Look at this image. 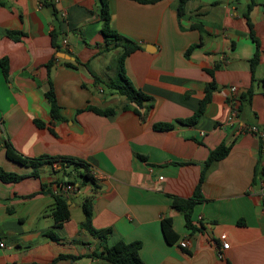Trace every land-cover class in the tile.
Masks as SVG:
<instances>
[{"label":"crops","instance_id":"crops-1","mask_svg":"<svg viewBox=\"0 0 264 264\" xmlns=\"http://www.w3.org/2000/svg\"><path fill=\"white\" fill-rule=\"evenodd\" d=\"M107 1L120 42L139 46L123 67L134 87L151 96L147 110L107 87L121 48H104L99 0H0V59L7 64L6 75L0 66V167L23 175L0 180V264H108L103 245L118 240L139 241L145 264H264V207L256 193L264 157L258 136L240 130L264 126V0H187L180 18L178 0ZM53 29L65 40L61 51L51 44ZM49 78L62 120L49 113ZM211 80L203 114L193 124L179 122L197 109ZM87 105L115 111L97 114ZM156 123L172 127L157 130ZM221 143L229 150L205 171L191 231L171 197L192 195L209 152ZM7 144L25 157L79 159L98 174L92 182L58 158L32 176L30 166L6 157ZM64 180L79 189L66 197L69 218L55 226L52 189ZM162 217L178 235L172 243L161 231ZM104 230L101 241L96 234ZM222 241L229 246L218 258Z\"/></svg>","mask_w":264,"mask_h":264},{"label":"trees","instance_id":"trees-1","mask_svg":"<svg viewBox=\"0 0 264 264\" xmlns=\"http://www.w3.org/2000/svg\"><path fill=\"white\" fill-rule=\"evenodd\" d=\"M139 2H155L157 0H137ZM187 0H178V5L176 9L177 17L180 18V16L184 13V6ZM100 2V19L102 21L101 23V29L100 32L103 35L104 38V48L110 49V48H116L120 47L121 51L120 53L115 57V64L117 69V78L109 80L107 83V87L111 88L120 95H123L126 99V101L135 103L138 107L144 106L145 109H149L151 105V96L143 93L139 89L135 88L134 85L131 83L129 78L125 74V70L123 67V61L125 57L133 52L136 49H139V46L131 41L124 40L123 42H120L122 40L121 36L110 26V14L108 10V1L107 0H99ZM245 17H247V12L245 13ZM248 26L250 29V34L253 35L252 32V25L248 21ZM191 28H197L200 29L197 26H191ZM11 37H14V33H9ZM51 36V44L55 48L56 51H61V36L57 29H53L50 32ZM256 44V48L258 49V42L255 38H253ZM200 44V42L191 44L186 50L184 55L188 56L190 52L197 47ZM67 51V50H64ZM258 60L257 54H255L250 59V66L253 68V66L256 64ZM54 62V59H50L48 63L46 64L47 70L49 71L52 64ZM66 64H69L66 62ZM0 66L2 68L3 73L7 74V64L5 59H0ZM210 75L213 74V69H207L205 70ZM48 90L45 92V97L47 98L50 109L49 113L52 119L54 120H62L63 117L59 114V105L57 104L55 93L52 88V83L50 78L48 79ZM215 88V83L213 80H211L207 85L205 86L204 93L202 98L198 102L197 109L193 112V114L186 118L181 119L179 122L185 123V124H193L197 121V119L200 117L201 114H203L205 105L209 102L211 98V92ZM253 93V89L249 88L245 95L250 98V96ZM145 103V104H143ZM126 105L121 106V108H126ZM85 110H91L97 114L107 115L112 114L115 109L114 108H106V109H99L97 107L87 105ZM84 109H79V111H82ZM135 112L138 114L139 118H143V114H141L139 111L135 110ZM35 124L37 126H43V123L41 121L35 120ZM153 127L157 130H166L172 127V123H156L153 125ZM229 150V145H225L223 143L217 145L214 149H212L206 160L204 161V164L201 168L200 175L198 182L194 188V191L190 197L187 198H181L172 196L171 197V207L174 209L180 211L183 215L185 225L187 228H189L191 231H194L197 229L196 224L191 220V213L193 210V206L201 201L202 194L200 191V185L204 178L205 171L207 168L215 161L223 158ZM5 155L8 159L17 162L22 165L30 166L32 168L31 175L37 176V169L38 167L43 164L44 162H51V160H55L58 158H61V162L63 165H70L73 164L76 167H80L83 169V177L85 179L91 180L92 182L94 179L89 175L88 173V165L79 159H73L70 157H49L47 155H40L38 157H25L21 154H19L11 145L7 144L5 145ZM23 178V175H19L13 172H8L3 170L0 167V180L2 181H17ZM71 182L69 180H64L62 183ZM82 211L84 214V222H88L91 218L92 214V208H91V202L89 198H85L82 202ZM50 215L54 221V225H61L64 221H66L69 218V208L67 204V198L62 195L55 196V203L53 207L50 210ZM160 226L161 231L163 233V236L165 240L168 243L174 242L178 235L175 233V231L172 228L171 219L169 217H162L160 220ZM108 234V230L100 231L96 235L101 241H104L106 235ZM52 236V235H50ZM53 237V236H52ZM104 249L102 250L101 257L105 259L108 264H145L143 260L139 256V248L141 246V243L139 241H132V242H124L122 240H118L110 245L104 244ZM62 257V255L60 256Z\"/></svg>","mask_w":264,"mask_h":264},{"label":"built area","instance_id":"built-area-1","mask_svg":"<svg viewBox=\"0 0 264 264\" xmlns=\"http://www.w3.org/2000/svg\"><path fill=\"white\" fill-rule=\"evenodd\" d=\"M65 40L61 39V44L63 46H65ZM237 88L235 86H230L229 87V93L231 94V104L233 102L232 105L235 106V102L236 99H234L237 95ZM236 113V109L233 108L232 110V114L235 115ZM245 130L246 132L250 133V134H254L257 135L259 138V151L260 153L263 155L264 157V126L262 128H258L255 125H247L244 127H241L240 130ZM88 173L89 175L93 178L94 176H96L98 173L96 172V170L94 168H92L91 166L88 167ZM79 189V184L74 183V182H66V183H62L61 185L55 186L52 189V192L55 196L57 195H62L64 197H67L69 194L77 191ZM256 193L258 195V198L262 204V206L264 207V161H263V166H262V170L261 173L258 177V181H257V188H256ZM223 239V236H222ZM179 245L180 247H187L188 243L187 240H180L179 241ZM0 246H3V242H0ZM229 244L226 241H222L220 247H218L216 249V255L218 258H222L223 257V251L228 248Z\"/></svg>","mask_w":264,"mask_h":264},{"label":"rangeland","instance_id":"rangeland-1","mask_svg":"<svg viewBox=\"0 0 264 264\" xmlns=\"http://www.w3.org/2000/svg\"><path fill=\"white\" fill-rule=\"evenodd\" d=\"M117 78V74H116V72H113V79H116ZM74 178L77 180V181H79V180H82V178H81V175L80 174H75L74 175ZM85 182V181H84Z\"/></svg>","mask_w":264,"mask_h":264}]
</instances>
